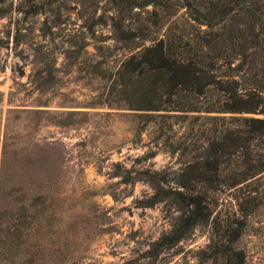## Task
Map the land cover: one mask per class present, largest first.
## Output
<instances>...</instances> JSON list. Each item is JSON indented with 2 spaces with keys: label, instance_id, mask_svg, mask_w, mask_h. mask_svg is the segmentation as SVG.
Instances as JSON below:
<instances>
[{
  "label": "rangeland",
  "instance_id": "rangeland-1",
  "mask_svg": "<svg viewBox=\"0 0 264 264\" xmlns=\"http://www.w3.org/2000/svg\"><path fill=\"white\" fill-rule=\"evenodd\" d=\"M133 1L0 0V181L43 205L29 237L42 239L34 264H211L232 211L242 220L232 243L241 264H264V203L240 215L225 197L216 225L156 245L179 211L165 197L147 206L153 187L181 189L176 173L201 156L212 130L241 125L235 113L150 117L117 98L112 81L129 54L167 28L192 39L207 29L193 10Z\"/></svg>",
  "mask_w": 264,
  "mask_h": 264
},
{
  "label": "trees",
  "instance_id": "trees-1",
  "mask_svg": "<svg viewBox=\"0 0 264 264\" xmlns=\"http://www.w3.org/2000/svg\"><path fill=\"white\" fill-rule=\"evenodd\" d=\"M133 2L165 10L174 5L193 10L192 19L207 29L192 39L184 38L181 29L167 28L129 54L112 81L118 88L117 98L150 117L235 113L238 116L229 119L241 125L212 130L201 156L185 162L176 173L174 180L181 189L153 187L147 206L165 197L179 211L170 230L156 242L165 248L198 224H215L214 208L225 197L233 200L240 215L264 203V25L255 31L258 22L264 23V4L251 0ZM129 34L120 33L119 39H128ZM134 36L131 33L130 38ZM16 190L0 181V264H34L42 256L38 248L42 239L32 242L29 237L39 218L36 206L43 205L36 195L25 203L24 195ZM234 214L218 225L211 264L242 262V253L232 246L242 227Z\"/></svg>",
  "mask_w": 264,
  "mask_h": 264
}]
</instances>
